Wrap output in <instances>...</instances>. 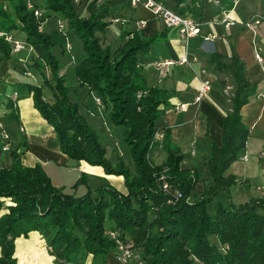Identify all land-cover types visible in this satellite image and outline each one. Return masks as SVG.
<instances>
[{
  "label": "trees",
  "instance_id": "16d2710c",
  "mask_svg": "<svg viewBox=\"0 0 264 264\" xmlns=\"http://www.w3.org/2000/svg\"><path fill=\"white\" fill-rule=\"evenodd\" d=\"M43 1L44 8L59 14L80 40L84 55L74 65L76 79L108 106L109 121L122 128L133 171L120 158L115 164L108 161L98 134L69 100L70 88L64 74L58 72L50 37L37 29L32 10L25 8L23 0H0V30L16 28L17 21L26 44L38 45L42 51L41 61L34 65L42 84L51 90L53 102L43 99L40 86L27 87L33 108L54 131L60 151L69 159L100 166L105 175H120L126 189L121 193L100 183L91 190L81 173L72 189L64 190L51 183L39 163L22 165L23 149L11 147L10 163L0 166V208L6 209L0 214V264H15L14 239L30 231L49 234L47 245L58 264H100L113 249L112 240L104 234L106 229L116 230L130 241L141 264H264V198L217 201L212 213L207 210V203L236 183L235 175L227 169L240 157L248 138L239 110L255 89L245 79L237 55L233 51L228 58L207 54L220 88L227 86V90L219 142L209 143L201 179L197 169L180 167L182 154L169 142L168 128L158 121L168 106V93L147 85L138 64V54L161 40L164 32L144 37L137 30H122L112 47L103 44L98 34L110 23L106 2L97 6L95 0L88 2L82 15L73 0ZM173 1L176 11L193 17L200 15L204 2ZM46 16L40 15L38 20L42 22ZM3 41L0 37V52L7 56L10 50ZM157 130L163 133L161 147L166 155L154 165L146 153ZM198 181L205 184L195 192ZM80 183L85 190L76 194L74 188ZM87 256L91 258L87 260Z\"/></svg>",
  "mask_w": 264,
  "mask_h": 264
},
{
  "label": "crops",
  "instance_id": "0c3cea01",
  "mask_svg": "<svg viewBox=\"0 0 264 264\" xmlns=\"http://www.w3.org/2000/svg\"><path fill=\"white\" fill-rule=\"evenodd\" d=\"M100 1L107 3L106 19L110 22L102 33L104 40L106 34L116 35L122 30H137L144 37L164 32L161 40L152 43L146 52L138 54V64L147 85L156 86L168 93V106L158 120L159 125L168 128L169 142L179 148L182 154L181 167L197 169L199 165L197 166L198 160L196 161L195 157L200 152L203 169V172L199 173L201 179L204 178V162L209 143L219 142L222 117L226 110L224 93L227 90V86L220 88L214 66L208 60L207 54L213 53L214 56L228 58L233 51L237 55L242 62L245 79L255 90L239 110L241 121L248 129V138L240 152V156L244 153L246 158L244 160L237 158L241 167L240 177L232 170L236 159L229 165L228 171L235 175L238 182L253 180L261 183L260 186L255 185V189L261 192L252 197L264 198V26H257L254 31H250L238 23L254 13L264 18V0H204L200 15L194 17L198 22L199 33L189 38L186 45L178 37L176 28L164 27L158 18L142 6H132L129 0ZM155 1L176 10L173 0ZM32 3L39 7L38 10L41 9L39 10L41 15L48 14L41 22L39 30L47 33L50 40L59 39L60 51L67 53V58L74 68L84 53L78 46L73 48L67 34L62 32L63 28L58 29L57 22H62V18L59 14L50 13L43 8L44 3L43 6L34 0ZM79 9L84 8L80 6ZM222 10H225L227 16L235 22L234 25L225 27L222 24L220 21ZM82 14H86L84 10ZM48 17L55 19L53 26H46ZM112 24L119 26L116 32L115 29H110ZM15 25L16 28L8 32L14 40L22 42L24 47L13 52L10 50V44L3 41L10 51L7 56L0 52V147L3 142L1 137L3 130L8 136L9 149L16 145L23 149L20 155L22 165L32 166L39 163L45 173L50 174L51 182L55 186L62 185L63 188H67L66 190L72 189V183L64 187L65 183L59 180L57 170H67L69 165L73 166L78 176L81 173L85 176L86 184L92 178L99 183L104 178L118 191L124 192L121 178L106 176L101 167L88 165L82 160L69 159L60 151L54 131L33 108L27 87L28 84L40 86L43 99L47 103L53 102L51 90L42 84V77L34 65L41 61L42 51L38 45L26 44L25 35L19 29L20 23L16 22ZM205 36L208 37L207 40L202 39ZM66 43L69 45L68 49L65 47ZM254 53L258 54L259 60L254 57ZM184 56L185 61L181 62L180 59ZM44 74L50 79L47 69H44ZM64 75L66 83L71 88L68 92L69 99L76 104L81 103L90 114L99 116L104 122L107 117L106 106L102 103L100 107L95 105L93 93L86 86L79 84L75 74L74 80L70 83L67 71ZM202 80H207L208 88L198 100H195ZM89 94L91 106L87 104ZM22 141L25 143L24 147L20 145ZM190 151H193L192 155ZM10 160L9 150L2 151L0 148V166H7ZM52 176H56V180ZM74 190L82 189L76 186ZM5 210L1 207L0 214ZM48 235L30 231L24 236L16 237L14 239L16 258L19 260V257L22 259L26 257V264H32L37 256L45 263L47 253H50L47 245ZM96 260L99 261V258ZM100 264L118 262L112 253H108Z\"/></svg>",
  "mask_w": 264,
  "mask_h": 264
},
{
  "label": "rangeland",
  "instance_id": "374dc122",
  "mask_svg": "<svg viewBox=\"0 0 264 264\" xmlns=\"http://www.w3.org/2000/svg\"><path fill=\"white\" fill-rule=\"evenodd\" d=\"M34 1L36 3H38V4L43 6V3H44L43 0H34ZM90 1H93V0H73V4H74L76 9H79L80 6L81 7L82 6L85 7V5L88 2H90ZM100 3H101L100 0H95L94 5L97 6ZM36 8H39V7L36 6ZM43 8H44V6H43ZM39 10L41 11V9H39ZM82 10L83 9H81V12H82ZM54 22H55V19L53 17H48L46 26H50V25L53 26ZM62 23H63V31L62 32H65L67 34L68 39H70L71 44L73 45V48L78 46L79 50L82 52L83 49H82V45H81L80 40L75 36V34L73 33V31L71 29L67 28L64 20H62ZM118 28H119V26L117 24H112V26L110 27L111 30L115 29V32H116V30ZM98 34L100 35V39H101V42L103 44L108 43L109 45H112V47L117 44V38L119 37V34L111 35V36L109 34L108 35L106 34V36H105L106 39L105 40H104V38L102 36V33L98 32ZM50 41H51L52 54L58 60V63L60 65L59 69H58V72L60 74H65L66 71H67L68 82L70 83L72 80H74V69L72 68V64L70 63L69 58H67V53L60 51L59 46H58L59 43H60L59 39L54 38V39H52ZM64 77H65V75H64ZM66 84L68 85V83H66ZM76 87L77 86H75V88ZM69 88H70V86H69ZM83 90H85V88H83ZM69 92H70V90H69ZM91 92L93 93L92 94L93 97L97 96L93 91H91ZM136 94L139 95L140 92L137 91ZM87 104L89 106H91V95L90 94L88 95ZM76 106L78 108V113L82 117L83 121L92 130H94L98 134L99 141L102 144V146L105 148V157L108 159V161H110V163H112V164H115L117 159L120 158L122 163L132 172L133 171V163H132L131 156L129 155L128 147H127V145L125 144V142H124V140L122 138L123 137L122 133H121L122 128L120 126L113 125L109 121L108 115L105 118V121L102 122V119L99 116L90 114L88 109H85L81 103L76 104ZM106 109H107V112H108V106H106ZM161 148H158L156 143L153 140V143H152L151 147L149 148V150L146 153V158L149 160V162L151 164L157 165V164H160L164 160L165 156L163 154L166 155V151L163 148L161 150ZM189 153H191V151ZM192 154H193V151H192ZM195 159H196V161L198 160V162H196L197 166L199 165V167L197 168V171H198V173H202L203 169H202V163H201V158H200V152L197 153V156L195 157ZM240 168L241 167L239 166V161H238V159H236V161L233 162V169L232 170L234 171V174L237 175V177H240L239 176ZM57 171L59 172V180L62 181L63 183H65V184H63L64 187H68V183H72V184L75 183L76 177L78 176V174L76 173V170L73 168V166H69L68 165L67 166V170L66 169H58ZM227 172H229L228 169H227ZM106 176H115V177L121 178V180H122V177L120 175H111L110 174V175H106ZM52 177H53L54 180H56V176H52ZM160 178H161V187H164L166 185V183H165L164 179L162 178V175H160ZM103 180H105V179L102 178L100 183L109 184L106 180L105 181H103ZM100 183H99L98 180H95V178L94 179L92 178V179L89 180L87 185H88V187L91 190H93ZM204 184L205 183L203 181H198L195 184V186H194V191L197 192L199 189L204 187ZM122 185H123V182H122ZM255 185H259L260 186L262 184L259 183L258 181H253V180H246L245 182L236 181V183L230 187L228 192L219 193L218 196L216 197V199H214L213 201L207 203L208 212L209 213L213 212L217 201H220L221 203H226L228 201H231L232 203H239V202H242V201H245V200L249 199L253 195H258L259 192H261V191L258 190V189H255ZM56 186H58V187L61 186L62 187V185H56ZM77 186H78L79 189H82V190L75 191L76 194H79L83 190H85V189H83L84 185L82 183L78 184ZM123 187H124V185H123ZM236 188H237V190H236ZM63 189L66 190L67 188H63ZM124 189H125V187H124ZM125 192H126V189H125L124 192H121V193H125ZM5 202L10 203V200L8 198H6ZM132 252H133V258L135 260H139L138 259L139 253L138 252H134L133 250H132ZM13 256L15 258V264H26V257L24 259L19 257V260L16 258V256H15V248H14V251H13ZM90 258L91 257H88V256L86 257L87 260H89ZM32 264H58V262L48 252L45 263H43L42 260L39 259L36 256V259L33 260Z\"/></svg>",
  "mask_w": 264,
  "mask_h": 264
},
{
  "label": "built area",
  "instance_id": "2783aa9c",
  "mask_svg": "<svg viewBox=\"0 0 264 264\" xmlns=\"http://www.w3.org/2000/svg\"><path fill=\"white\" fill-rule=\"evenodd\" d=\"M25 8L32 10V14L37 20V29L39 30L41 22L38 20L41 15L40 11L34 6L31 0H23ZM129 3L132 6L140 5L146 10H148L154 17L158 18L164 27L166 28H176L178 37L183 42L184 45L187 44L189 38L198 35L199 26L198 22L191 16L189 13H180L176 10H172L164 6L161 2L155 0H129ZM116 20V19H113ZM222 24L225 27L234 25L235 22L227 16L225 10H222V17L220 19ZM239 26L248 29L250 31H254L257 26H264V18L259 14H251L246 20L238 22ZM58 29L63 28V23L61 21L57 22ZM0 37H2L6 42L10 44V50L15 52L24 47V44L20 41L14 40L9 32H4L0 30ZM203 40H207L208 37H203ZM66 49L69 48V45L65 44ZM254 57L259 60V56L257 53H254ZM181 62L185 61V56L180 59ZM167 63V62H163ZM159 65V63H156ZM207 80H202L198 86L197 95L195 96V100H198L199 97L203 94V92L208 88ZM264 98V96H263ZM93 101L97 107L101 106V100L98 96L93 97ZM1 137L3 142L1 144L2 151L9 150V142L8 136L5 131H1ZM163 133L161 130H157L154 134V142L156 143L158 148H161ZM192 154V151H191ZM241 159L246 158V154L243 153L240 156ZM104 234L113 242L112 254L118 264H141L140 260H135L133 258V252L131 249L130 241H126L122 239L116 230L106 229Z\"/></svg>",
  "mask_w": 264,
  "mask_h": 264
}]
</instances>
